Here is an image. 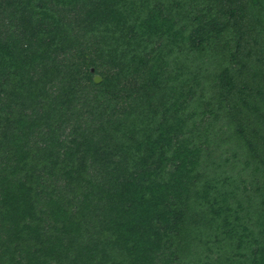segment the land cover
Instances as JSON below:
<instances>
[{
    "label": "trees",
    "instance_id": "16d2710c",
    "mask_svg": "<svg viewBox=\"0 0 264 264\" xmlns=\"http://www.w3.org/2000/svg\"><path fill=\"white\" fill-rule=\"evenodd\" d=\"M206 1L0 0V264H264V104Z\"/></svg>",
    "mask_w": 264,
    "mask_h": 264
},
{
    "label": "rangeland",
    "instance_id": "374dc122",
    "mask_svg": "<svg viewBox=\"0 0 264 264\" xmlns=\"http://www.w3.org/2000/svg\"><path fill=\"white\" fill-rule=\"evenodd\" d=\"M222 1L226 2V0ZM206 2L214 7L218 22L228 24L224 36L229 37L228 49L235 56V59H228L227 56L225 60L222 59V62L218 60L216 65H212L213 76L218 75L224 68L228 67L238 86H246L245 91L248 97H252L254 102L264 104V62L261 61L264 60L263 12L258 8H251L249 0H230V3L226 2L222 6H215L213 0ZM230 9L236 10L234 16L226 13ZM237 12L241 18L237 17ZM224 42H226L225 38L221 44ZM237 44L239 45L237 46ZM259 91L261 94L258 93ZM240 124L238 120L230 117L228 110L223 109L222 116L216 123V128L220 129V133L217 135L216 144L212 147L214 159H211V163L213 161L217 163L221 158L224 162V168L229 172L238 175L240 170H243L241 177L246 182L244 184L248 188L246 192L248 194L249 191H252L255 194L254 188L257 186H254L252 180L254 178L251 174L259 175L258 172H255L257 162L248 156L246 148L239 145L240 141L233 137V130L236 125L238 130ZM245 131L248 134L252 132L247 126H245ZM214 165L212 163V166ZM255 179L259 180V178Z\"/></svg>",
    "mask_w": 264,
    "mask_h": 264
},
{
    "label": "water",
    "instance_id": "95a60500",
    "mask_svg": "<svg viewBox=\"0 0 264 264\" xmlns=\"http://www.w3.org/2000/svg\"><path fill=\"white\" fill-rule=\"evenodd\" d=\"M92 72H93V70H92ZM101 77H99V76H95L94 77V81L96 82V83H100L101 82Z\"/></svg>",
    "mask_w": 264,
    "mask_h": 264
}]
</instances>
